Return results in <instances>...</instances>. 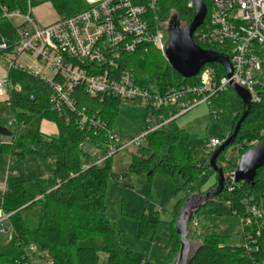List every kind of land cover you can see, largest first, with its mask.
<instances>
[{"label": "trees", "instance_id": "obj_1", "mask_svg": "<svg viewBox=\"0 0 264 264\" xmlns=\"http://www.w3.org/2000/svg\"><path fill=\"white\" fill-rule=\"evenodd\" d=\"M34 7L50 1L59 15L71 16L88 8L86 0H30ZM207 16L210 1L204 0ZM1 5L9 9L20 7L27 9L28 0H0ZM158 15L162 21L176 18L180 25L193 20L194 9L188 7L187 0H163L159 4ZM184 25V26H185ZM0 27L3 37L14 43L18 39L16 26L7 18H2ZM194 41L196 39L194 38ZM208 49V46H204ZM213 50L220 51L217 46ZM218 66L217 64H213ZM132 71L136 83L155 92H164L169 86L182 83H196L197 77L184 78L177 73L153 45L139 47L135 52L122 57L121 67ZM13 83L21 90L13 91L10 110L16 119V131L8 142H0L3 154L17 160L34 156L39 161L53 162V173L47 177H35L8 183L3 194L2 209L10 214L11 238L0 244V264H34L28 251L30 245L38 253H46L52 264H99V255L93 247H83L79 242L89 237H102L104 251L108 254L107 264H154L143 254L134 251L123 238V231L118 229L107 216L106 191L111 172L112 156L98 162L108 151L109 132L112 130L121 100L117 98L90 97L83 87L74 90L77 111L96 115L105 122L103 128H81L77 113L67 111L66 116L52 110L49 98L51 86L39 76L25 70H10ZM222 93L217 101L225 105ZM243 112L233 120L231 133ZM47 119L58 126L57 136H46L40 128L26 129L20 132L21 125H28L33 120ZM264 127V98L258 103L252 102L250 111L243 121L234 143L244 144L240 154L251 148L249 144L259 139ZM167 129V130H165ZM150 133L146 137L148 156L132 154L130 170L136 174L148 173L151 178L159 171L167 178L181 175L193 181L203 175L210 164L200 161L194 148L189 144V133L175 122L170 127ZM263 139H260L261 142ZM85 145L93 146L88 151ZM165 149V151H164ZM221 153L217 162L225 171H234L237 163L226 167L221 163ZM228 182L231 180L228 178ZM217 181L210 187H214ZM209 188V189H210ZM196 190H191L175 206L171 248L163 257L161 264L170 263L177 255L180 238L175 230V222L180 207L186 198ZM254 196L257 201H264V166L259 168L253 184L239 182L235 189L226 187L215 199L198 213L245 215L244 201ZM198 213L195 215L197 217ZM194 217V216H193ZM156 224L147 218L140 221V233L147 236L155 230ZM191 264H236L251 263V258L241 244L234 246L227 243L226 236L205 234ZM256 262L264 263V225L258 238V249L251 254Z\"/></svg>", "mask_w": 264, "mask_h": 264}, {"label": "built area", "instance_id": "obj_2", "mask_svg": "<svg viewBox=\"0 0 264 264\" xmlns=\"http://www.w3.org/2000/svg\"><path fill=\"white\" fill-rule=\"evenodd\" d=\"M162 1L86 0L87 9L71 16L59 15L46 25L34 17L35 7L30 0L26 10L20 7L11 10L0 4V21L2 18L12 21L18 35L14 43H9L0 27V57L8 63L7 72L0 76V102L9 107L12 92L21 90L9 76L12 69L25 70L47 82L52 89L51 109L66 116L67 121L70 120L67 111L77 110L73 94L78 86L101 101L141 98L147 104L145 132L127 143L119 142L116 135L109 132L108 151L98 161L101 162L131 144H139L141 138L145 139L150 133L170 127L199 105L207 104L212 120H219L223 107L217 101L235 84L246 88L254 103L264 98V0H209L208 16L206 14L194 33L195 42L202 48L208 46L213 50L212 47L217 46L219 52L228 55L232 67L230 76L225 66L206 63L195 76L196 83L169 86L161 93L139 86L132 71L120 68L124 55L148 45L159 50L168 62L165 31L170 21H162L158 15ZM187 4L194 9L195 0H187ZM23 56L33 59L38 68L21 64ZM76 113L81 128L105 127V122L96 115ZM8 123L16 125L15 117ZM260 139L264 140V127L252 145L260 143ZM223 142L219 137L209 136L201 150L204 160L209 163ZM228 178L231 182L227 181L225 187L231 191L239 182L235 181L234 171H228ZM244 203L242 245L251 258L250 264H260L251 254L258 249L264 225V201L249 196ZM196 217L190 224L196 225ZM10 227V214L0 210V231ZM28 251L36 252V247L30 245Z\"/></svg>", "mask_w": 264, "mask_h": 264}, {"label": "rangeland", "instance_id": "obj_3", "mask_svg": "<svg viewBox=\"0 0 264 264\" xmlns=\"http://www.w3.org/2000/svg\"><path fill=\"white\" fill-rule=\"evenodd\" d=\"M48 2L50 1L39 4L36 11L45 14L50 13L51 7ZM182 25L184 26L185 23L183 22ZM168 40L169 32L166 30L165 41L168 42ZM20 62L38 68V65L31 58L23 56L20 58ZM7 70L8 63L3 57H0V76ZM224 97L223 116L219 120H212L209 106L202 104L176 121L180 128L189 133V144L194 148L200 161L204 160V156H201V150L206 139L209 136H215L225 141L231 133L235 116L241 112L242 101L233 87L225 92ZM146 105L139 97L121 100L111 130V134L116 135L119 142L133 141L145 132ZM10 120H13L10 108L6 103L0 102V124L8 126L11 131L15 132L16 125H9ZM40 125L42 129H47V126L52 128L45 121H42ZM38 127L39 122L34 119L27 126L21 125L20 132L23 133L26 129ZM10 138L0 135V140H11ZM252 143L254 141L249 144L252 145ZM147 147L146 138H141L139 144H131L112 157V177L108 182L106 191L107 216L118 229L123 231V238L127 240L134 251L143 254L154 264H161L163 255L171 244L172 222L176 204L193 189L201 193L209 190L216 182L217 174L209 167L206 169L205 174L197 177L192 182L178 174L174 178H167L159 171H156L151 178L148 177V173L136 174L130 170L132 154H145L148 156L150 151ZM242 148H244V144L241 143L229 145L222 152L224 159H220L221 163L226 167H230L235 163L238 164ZM85 149L95 151L91 145H85ZM0 153L4 156L3 161L0 162V206H2L4 187L7 183L44 177L53 173V162H42L34 156L16 162L15 157L12 158L10 155L2 153L1 145ZM10 159H14L15 163L10 165ZM198 216L197 219H194L196 225L193 222L190 224V237L192 239L200 240L199 238L205 234H218L226 236L227 243L230 245L240 246L243 243L241 216L236 214L205 215L203 212L198 213ZM142 218H147L156 224L155 230L149 231L147 236H142L140 233ZM11 231V227L4 232L0 231V244L11 238ZM79 245L95 248L100 254L101 261V253L104 251V239L102 237L94 236L83 239L79 242ZM29 253L33 256L38 252L29 251ZM42 258L37 257L36 264H47Z\"/></svg>", "mask_w": 264, "mask_h": 264}, {"label": "water", "instance_id": "obj_4", "mask_svg": "<svg viewBox=\"0 0 264 264\" xmlns=\"http://www.w3.org/2000/svg\"><path fill=\"white\" fill-rule=\"evenodd\" d=\"M206 14L207 6L204 0H195L194 16L189 24L181 26L175 17L169 22V41L166 50L168 63L184 78L195 77L206 63H219L227 68L229 76L232 73L228 55L219 51L204 49L194 41V33L204 22ZM233 88L242 101L243 112L233 132L215 150L209 160L210 167L217 174V184L204 193L197 191L191 193L180 207L175 222V230L180 238V246L177 255L168 264L192 263L202 243L200 240H194L190 237V222L201 208L223 192L227 183L228 172L218 164L217 158L229 145L234 143L252 106L251 96L246 88L236 84L233 85ZM0 135L12 137L13 131L8 126L0 124ZM263 166L264 140L242 152L234 170L235 181L253 184L257 170Z\"/></svg>", "mask_w": 264, "mask_h": 264}, {"label": "crops", "instance_id": "obj_5", "mask_svg": "<svg viewBox=\"0 0 264 264\" xmlns=\"http://www.w3.org/2000/svg\"><path fill=\"white\" fill-rule=\"evenodd\" d=\"M48 4L50 5V7H51V12L50 13H41V12H37L36 11V7L34 8V17L36 18V20L40 23V24H43V25H46V24H49V23H52L53 21H55L56 19H57V17L59 16V14L57 13V11L55 10V8L53 7V4L51 3V2H48ZM42 121H45V123H48V124H50L51 126H52V128L50 127H48L47 126V129H42L41 128V122ZM42 121H40L39 122V128H40V130H41V132L44 134V135H46V136H57L58 135V126L56 125V123L55 122H53V121H50V120H47V119H44V120H42ZM9 140H0V142H8ZM0 162L1 161H3V155L0 153ZM29 158V156L25 159V160H27ZM17 161H24V160H17L16 159V162ZM9 162H10V165H11V163H15V161H14V159H10L9 160ZM15 173V172H14ZM47 176H49V175H47ZM47 176H44V177H47ZM8 184V183H7ZM7 186V185H6ZM6 186L4 187V191H5V189H6ZM3 194H4V192H3ZM3 202V201H2ZM0 210H2V206H0ZM170 248H171V244H170V246H169V248H168V250L164 253V255H163V257L165 256V255H167V253L169 252V250H170ZM98 255H99V264H106L107 263V260H108V254L105 252V251H103L102 253H101V261H100V254L98 253ZM37 257H43L42 259L44 260V261H46V263L47 264H51V261H50V259L48 258V256H47V254L46 253H35L33 256H32V259H33V263L34 264H36L37 263ZM150 260V259H149Z\"/></svg>", "mask_w": 264, "mask_h": 264}, {"label": "flooded vegetation", "instance_id": "obj_6", "mask_svg": "<svg viewBox=\"0 0 264 264\" xmlns=\"http://www.w3.org/2000/svg\"><path fill=\"white\" fill-rule=\"evenodd\" d=\"M231 134V133H230ZM230 134H229V136H230Z\"/></svg>", "mask_w": 264, "mask_h": 264}]
</instances>
